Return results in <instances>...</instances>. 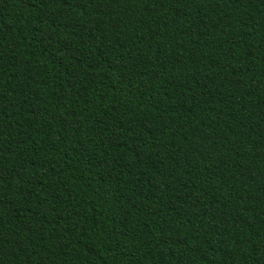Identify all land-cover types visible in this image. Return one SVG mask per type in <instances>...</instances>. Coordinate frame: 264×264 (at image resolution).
<instances>
[{"label":"trees","instance_id":"16d2710c","mask_svg":"<svg viewBox=\"0 0 264 264\" xmlns=\"http://www.w3.org/2000/svg\"><path fill=\"white\" fill-rule=\"evenodd\" d=\"M0 264H264V0H0Z\"/></svg>","mask_w":264,"mask_h":264}]
</instances>
